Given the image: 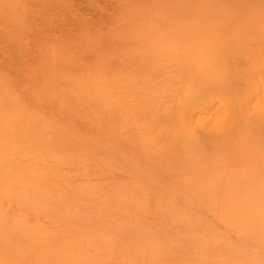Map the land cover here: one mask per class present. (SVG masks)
<instances>
[{
  "label": "bare ground",
  "instance_id": "bare-ground-1",
  "mask_svg": "<svg viewBox=\"0 0 264 264\" xmlns=\"http://www.w3.org/2000/svg\"><path fill=\"white\" fill-rule=\"evenodd\" d=\"M74 2L0 0V264H264V0Z\"/></svg>",
  "mask_w": 264,
  "mask_h": 264
},
{
  "label": "rangeland",
  "instance_id": "rangeland-1",
  "mask_svg": "<svg viewBox=\"0 0 264 264\" xmlns=\"http://www.w3.org/2000/svg\"><path fill=\"white\" fill-rule=\"evenodd\" d=\"M97 2L98 5L93 6L88 0H75L73 4L75 14L68 18L63 17L57 21V24L61 25L56 28L51 39L62 37L66 31L71 36L78 35L80 33V21L87 22L93 30L109 31L113 26V17L116 13L115 0H97ZM7 60L8 55L0 52V64L7 62ZM25 60L26 57L23 56L17 60V63L22 64Z\"/></svg>",
  "mask_w": 264,
  "mask_h": 264
}]
</instances>
